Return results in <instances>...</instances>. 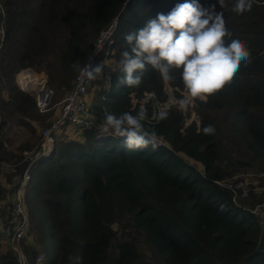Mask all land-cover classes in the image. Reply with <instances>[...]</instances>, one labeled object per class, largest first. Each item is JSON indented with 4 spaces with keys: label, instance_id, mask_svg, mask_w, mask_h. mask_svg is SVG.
Here are the masks:
<instances>
[{
    "label": "trees",
    "instance_id": "obj_1",
    "mask_svg": "<svg viewBox=\"0 0 264 264\" xmlns=\"http://www.w3.org/2000/svg\"><path fill=\"white\" fill-rule=\"evenodd\" d=\"M185 2L223 12L251 63L206 102L195 99L186 111L172 110L152 123L155 108L143 107V96L184 98L178 73L165 81L149 67L141 84L129 88L113 72L110 89L103 87L93 105L99 123L106 112L135 115L143 108L144 128L155 129L164 145L128 151L124 138H99L94 129L58 137L55 152L32 170L38 205L30 210L31 231L44 250V226L51 229L54 257L47 264H76L69 257H79V264H264V221L250 212L264 203V0H254L242 15L231 10L236 0H225L224 9L218 0H0V162L22 161L24 151L9 148V132L42 118L34 96L17 85L19 71L45 74L53 90L69 91L114 21L112 43L99 59L108 54L113 67L127 47L125 33ZM209 124L216 131L205 135ZM23 171L0 179V220ZM249 171L259 183L235 204L217 183ZM29 241L34 261L39 252ZM0 261L13 259L3 251Z\"/></svg>",
    "mask_w": 264,
    "mask_h": 264
},
{
    "label": "clouds",
    "instance_id": "obj_2",
    "mask_svg": "<svg viewBox=\"0 0 264 264\" xmlns=\"http://www.w3.org/2000/svg\"><path fill=\"white\" fill-rule=\"evenodd\" d=\"M225 8V0H218ZM254 0H236L232 11L242 15L251 11ZM108 40L111 33L102 34ZM227 29L223 12L215 5L202 6L198 2L177 4L167 15L157 14L143 28L124 34L126 48L121 52L115 67L109 60L92 67L85 65L81 76L94 80L101 77L105 67L122 74L119 83L129 88L138 87L149 67L158 72L165 81H172L173 72L178 73L184 89V98L179 106L186 108L195 99L207 101L230 84L241 66L251 63V52L246 43L233 39ZM226 38H228L226 42ZM99 49V48H98ZM143 108L135 115L125 112L119 116L106 112L99 128L105 136L124 138L128 151L158 147L155 129L143 126L146 119ZM216 131L214 125L203 128L205 135ZM75 259L79 264L80 258Z\"/></svg>",
    "mask_w": 264,
    "mask_h": 264
},
{
    "label": "built area",
    "instance_id": "obj_3",
    "mask_svg": "<svg viewBox=\"0 0 264 264\" xmlns=\"http://www.w3.org/2000/svg\"><path fill=\"white\" fill-rule=\"evenodd\" d=\"M115 27L116 21L101 33L92 55L84 66L91 65L95 67L108 59L109 66L113 67L112 60L108 54L100 62L99 59L106 46L112 43L111 39ZM108 33H111V35L108 40H105L102 34ZM84 66L78 70L73 87L66 92L64 99L60 103V112L57 118L43 129L39 143L22 153L23 159L20 163L0 162V179L2 182H5L9 175L16 173L20 167L24 166L21 178L15 182L16 189L6 203V216L0 220V252L8 251L11 254L13 259L11 264L48 263L47 256L43 250L38 253L34 261L30 259L26 251L28 246H33L29 241L30 237H32V221L26 194L27 186L32 183L33 167L42 159H46L53 154L56 150L59 134L68 128H74L80 132L94 129L97 130L99 138L111 137L105 136L100 131V123L93 111L91 98L97 79L102 82V86L105 89H110L113 72L111 68L105 67L101 77L89 80L87 77L81 76V70ZM16 82L23 92L34 96L36 107L40 114L44 115L52 110L55 92L49 86L48 78L45 74H39L32 69H24L17 73ZM179 100L180 98L171 92L165 101L157 100L153 93H146L141 101L142 106L151 104L155 108L154 116L147 122L157 121L172 110L186 111L191 103L182 109L179 106ZM158 143L164 145V138L159 137ZM246 181L244 177L238 176L233 180H226L217 184L222 189L228 190L233 194V202L236 204L239 199H247L253 190ZM250 212L264 221V203L255 206ZM33 248L35 249V247Z\"/></svg>",
    "mask_w": 264,
    "mask_h": 264
},
{
    "label": "rangeland",
    "instance_id": "obj_4",
    "mask_svg": "<svg viewBox=\"0 0 264 264\" xmlns=\"http://www.w3.org/2000/svg\"><path fill=\"white\" fill-rule=\"evenodd\" d=\"M97 43L95 44L93 51ZM91 54L86 58L84 62H86L90 58ZM102 88H103L102 82L97 79L96 86H95V89L93 90V95H92L93 105L96 103L98 93L101 91ZM66 92L68 91L63 90L61 93H58L55 90V97L53 101L52 110L49 113L44 114V116L42 115L41 120L39 121L30 120L26 122L28 123L27 125L21 124L20 126H14L18 128L12 127L14 129L9 132L10 137L13 139L12 146L10 145L9 147L11 150H13L17 155H19L20 152L30 150L32 147H34L35 145L39 143L43 129L48 127L52 123V121H54L57 118L60 112V103L64 99ZM79 135H81V132L79 130L74 129V128H68L59 134V137H60L59 139L65 140V139H71V138H76V137L78 138ZM256 175L257 174L254 171H249V172H242L241 176L247 180L246 182L249 184V186L251 185V187H255L257 183H259V180H255V177H257ZM26 194H27V201L29 200L30 202L28 206V208H30L29 209V212H30V210L32 209L34 210L38 205V202L36 198L34 197L35 182H32L31 184L27 186ZM44 230H45V235L47 239V246L43 251L45 252L47 256L48 262H50L52 261L54 257V249L52 247L51 229L48 225H46L44 226ZM31 235H32L31 239L36 242V245H35L36 251L38 252L42 251V249L39 250V246H38L39 239H38L37 234L31 231Z\"/></svg>",
    "mask_w": 264,
    "mask_h": 264
},
{
    "label": "crops",
    "instance_id": "obj_5",
    "mask_svg": "<svg viewBox=\"0 0 264 264\" xmlns=\"http://www.w3.org/2000/svg\"><path fill=\"white\" fill-rule=\"evenodd\" d=\"M92 95H93V93H92ZM92 99V98H91ZM79 137H81V136H79Z\"/></svg>",
    "mask_w": 264,
    "mask_h": 264
},
{
    "label": "water",
    "instance_id": "obj_6",
    "mask_svg": "<svg viewBox=\"0 0 264 264\" xmlns=\"http://www.w3.org/2000/svg\"><path fill=\"white\" fill-rule=\"evenodd\" d=\"M54 152H55V151H54ZM54 152H53V153H54Z\"/></svg>",
    "mask_w": 264,
    "mask_h": 264
}]
</instances>
